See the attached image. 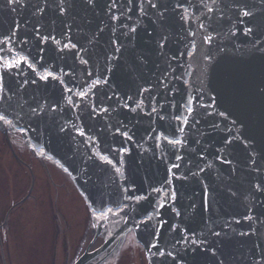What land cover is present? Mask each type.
I'll use <instances>...</instances> for the list:
<instances>
[{"label":"water","instance_id":"obj_1","mask_svg":"<svg viewBox=\"0 0 264 264\" xmlns=\"http://www.w3.org/2000/svg\"><path fill=\"white\" fill-rule=\"evenodd\" d=\"M112 4L0 0V131L82 198L92 238L73 264L112 260L130 232L146 264H264V0Z\"/></svg>","mask_w":264,"mask_h":264},{"label":"rangeland","instance_id":"obj_2","mask_svg":"<svg viewBox=\"0 0 264 264\" xmlns=\"http://www.w3.org/2000/svg\"><path fill=\"white\" fill-rule=\"evenodd\" d=\"M18 140L20 139L17 138V142ZM5 146L1 140L0 251H4V256L0 264H63L65 257H62V254L75 248L80 241L79 236H82L85 231L86 215L82 210L83 206L79 205L80 200L77 199L75 192L73 193L68 178L60 171L52 168L46 170L37 161L38 169L29 168L26 164L19 162V160L23 162L19 156L23 157V154L17 153L18 149L15 151L21 158L19 160L16 158L18 156L4 148ZM26 160L28 163L33 161L30 158ZM36 173L41 176V180L46 182L50 191L49 198L45 194H40L41 189L37 192L35 189L33 191L34 181L31 179H34ZM57 174L60 175L59 178ZM37 179H39L38 176H36ZM52 179L55 180V185ZM41 188L43 189L44 186L42 185ZM62 204L66 207L68 205V209L63 208ZM52 218L55 220H51ZM87 219L90 222L89 218ZM44 220L48 223L45 228L42 222ZM44 231H47L44 239L49 242H52L50 235H62L60 242H53L54 249L49 248L52 243L41 240ZM86 235L87 232L85 238ZM68 236L70 240L67 242ZM76 240L78 243L74 245ZM72 243L73 245H70ZM133 243L136 244L131 234L125 239L122 252L118 255L119 264H138V262L144 264L143 254L136 249ZM42 245L45 247L42 248ZM51 260L52 263H50Z\"/></svg>","mask_w":264,"mask_h":264},{"label":"snow or ice","instance_id":"obj_3","mask_svg":"<svg viewBox=\"0 0 264 264\" xmlns=\"http://www.w3.org/2000/svg\"><path fill=\"white\" fill-rule=\"evenodd\" d=\"M12 2H13V0H9V3H12ZM88 2L91 3L92 0H88ZM112 7H113V8L116 7L115 0H113ZM152 7H156V5L153 4ZM178 7H179V5H178ZM208 10H209V11H212V9H208ZM60 11H61V12H64V8H61ZM241 12H242V15H244V16H248V15L250 14L249 12L244 11V10H241ZM112 19H113V20H116V19H118V17L115 16V15H113V16H112ZM202 27H203V26H202ZM131 31H132V32H135V28H132ZM246 31H251V29H247ZM210 41H211V37H208V38L205 40L206 43H208V42H210ZM114 43H115V42H114ZM71 46H72V47H75V45H71ZM163 46H164V41H161L160 47H163ZM65 47H68V45H65ZM117 51H119V49H117ZM189 55H191V53H189ZM24 59H26V58H25V57H19L18 59H14V60H11V61L4 60V61H3V65H4V67H7V68H10V67H17V66H19L20 60H24ZM205 59H208V57H205ZM84 62L86 63V61H84ZM29 67H33V66H32L31 64H29ZM48 76H52V73H51V72H48V73H46L45 75L41 76L40 78H41V79H46ZM99 82H100L99 80L96 81V83H99ZM79 94H80L81 96H86V95H87V93H85V92H81V93H79ZM69 102L71 103V100H69ZM188 104H189V105L192 104V100H191V98L188 100ZM192 111H193V109H192L191 107H188V108H187V112H188V113H191ZM219 115H220V116H224L225 113H224V112H221V113H219ZM176 119L179 120V119H181V117L177 116ZM0 121H3L5 124H11V121L8 120V119L6 118V116L3 115V114H0ZM186 122H187V120L185 119V123H186ZM233 124H235V121L233 122ZM117 131H119V129H117ZM179 131H180V132H183L184 129H183V128H180ZM122 134L125 135V136H128V134H127L126 132H125V133H122ZM81 135H83L82 132H81ZM128 138L131 139L130 136H128ZM165 139H167V137H165ZM184 142H185V141H182L181 139H172V140L169 141V143H171V144L174 145V146H175V145H180V144H182V143H184ZM225 143H226V144H231V141H226ZM100 159H101L102 161L108 163V164H112V163H113L112 160L109 159L108 156H106V155H101V156H100ZM176 159H177V160H180V159H182V157H180V156H176ZM179 166H180L179 164H173V165H172L173 168H179ZM116 171L119 172L120 169L117 168ZM169 171L171 172V169H169ZM201 171H203V169H201ZM172 175L175 177V173H172ZM168 182H170V181H168ZM257 188H259V185H257ZM152 191L159 192L160 190H159V189H153ZM171 195H172V198L174 199V198H175V192H172ZM126 199H128V200H133V201H136V202L138 203L139 201L146 199V197H144V196H129V197H126ZM125 207H127V205H125ZM159 207H163V202H161V203L159 204ZM173 211H175V209H173ZM111 212H112V209H111V208L107 209V212H105V213H101V218H103L104 216H106L107 213H111ZM93 215H95V213H93ZM156 215L159 216V213L157 212ZM125 219L127 220L128 217H125ZM146 219H147V220H151L152 217H147ZM134 223H136V226H137V227H140L141 225H144V224H145V221H144V220H141V221H139V222H135V221H134ZM161 226H163V224H162ZM176 227H177L176 225H172V228H173V229H176ZM215 235L218 236L219 233H215ZM184 243H185V244L191 243L192 245H197V244H201V245H202V244H205L206 241H204V240H200V241H197V240L187 241V240H186V241H184ZM153 247H156V245H153ZM197 250H199V248H197ZM158 255H160V256H162V257L165 256V255H167V256H173V253L170 252V251H169V252H165V251H163V250H159V251H158Z\"/></svg>","mask_w":264,"mask_h":264},{"label":"flooded vegetation","instance_id":"obj_4","mask_svg":"<svg viewBox=\"0 0 264 264\" xmlns=\"http://www.w3.org/2000/svg\"><path fill=\"white\" fill-rule=\"evenodd\" d=\"M17 138H19L17 135H15V134H13V133H8V136L5 138V136H3V135H1L0 134V139L3 141V143L5 142L7 145L4 147V148H9L10 147V145H9V142H8V139H9V141H10V143L13 145V146H15V148L16 149H18V151H17V153H20V154H23V157L21 156V155H19L23 160V162H21V161H19L21 164H23V165H27L29 168L31 167V168H34L35 167V169H38V164H37V162H39V163H41L42 164V167L44 168V169H46V170H49L50 168H52V169H54L55 171H58L57 169H55L51 164H49L48 162H44V160H40V159H38V158H35L26 148H25V146L23 145V143L21 142V140H18V142H17ZM20 139V138H19ZM1 140H0V142H1ZM7 140V141H6ZM20 143V144H19ZM9 145V146H8ZM10 149V148H9ZM10 151V150H9ZM11 152V151H10ZM13 156V155H12ZM11 156V157H12ZM18 156V157H19ZM19 157V158H20ZM20 158V159H21ZM26 158L28 159V158H30L31 160H33V161H30L31 163H28L27 162V160H26ZM37 161V162H36ZM59 172V171H58ZM61 173V172H60ZM62 174V173H61ZM63 175V174H62ZM36 176H38L39 177V179H37L36 180ZM57 176H58V178L60 177V175H58L57 174ZM42 178H41V176L39 175V174H35L34 175V179L32 178L31 180H33L34 181V183H33V191H34V189L36 190V192H37V190H40L41 189V193L40 194H42V195H46L47 196V198H49V195H50V191H49V188L47 187V185H46V182H44V180H41ZM52 181H53V184L55 185L56 183H54L55 182V180L54 179H52ZM29 185H30V183H29ZM37 185H38V187H37ZM42 185L44 186V188L42 189L41 187H42ZM46 185V186H45ZM73 193H74V190H73ZM56 197V196H55ZM77 197V196H76ZM64 198H65V194H64ZM77 199H78V197H77ZM71 200V199H70ZM66 202V201H65ZM64 202V203H65ZM40 204H43L42 202H40ZM65 204H69V203H65ZM65 204H62V207L63 208H66V209H68V205H67V207H66V205ZM47 205V204H46ZM46 205H45V208H46ZM79 205H82L83 206V204H82V202L80 201L79 202ZM44 206V205H43ZM48 206V205H47ZM84 212H85V215H86V224L84 225L85 226V231H84V233L82 234V236H79V243L77 242V240H76V242L74 243V245H76L77 243H78V245L75 247V248H72V250H70L69 252H67L66 253V257L67 258H70V259H73V258H75L77 255H78V249H79V247H80V245H81V243L83 242V240H84V238H85V234H86V232H87V234H88V231L90 230V222H88V214H87V212H86V209L84 208V206H83V209H82ZM67 211V210H66ZM58 212V211H57ZM67 213H68V211H67ZM56 216H57V214H56ZM60 216V215H59ZM51 220H55V218H52ZM43 222V228H45L46 227V224H48V223H46V221L44 220V221H42ZM42 226V225H41ZM50 227H51V225H50ZM49 228V227H48ZM49 232H51V230H50V228H49ZM46 233H47V231H44V233L42 234V236H41V240L43 241V242H47V243H52V245H50V247L51 246H54V243L53 242H60V240H61V236L62 235H50L51 236V241L52 242H49V241H47L46 239H44V236L46 235ZM129 235H131V234H129ZM128 235V236H129ZM40 240V241H41ZM70 240V237L68 236V238H67V242ZM71 242H73L72 240H71ZM70 245H73V243L72 244H70ZM133 245L136 247V249L139 251V252H141L142 254H143V251L141 250V248H139V245L136 243V244H134L133 243ZM43 247H45V246H43L42 245V248ZM49 247V248H50ZM123 248V246L121 247V249ZM120 249V250H121ZM1 253H3L4 254V251H0V254ZM74 253V254H73ZM51 254V253H50ZM50 258H51V256H50ZM143 260H144V257H143ZM138 264H140V262H138ZM144 264H145V262H144Z\"/></svg>","mask_w":264,"mask_h":264},{"label":"trees","instance_id":"obj_5","mask_svg":"<svg viewBox=\"0 0 264 264\" xmlns=\"http://www.w3.org/2000/svg\"><path fill=\"white\" fill-rule=\"evenodd\" d=\"M143 262H144V260H143ZM68 264V263H67ZM141 264H143V263H141Z\"/></svg>","mask_w":264,"mask_h":264}]
</instances>
